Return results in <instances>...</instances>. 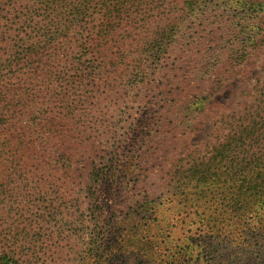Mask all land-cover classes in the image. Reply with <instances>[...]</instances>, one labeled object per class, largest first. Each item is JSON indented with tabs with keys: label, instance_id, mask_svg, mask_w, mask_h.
<instances>
[{
	"label": "trees",
	"instance_id": "obj_1",
	"mask_svg": "<svg viewBox=\"0 0 264 264\" xmlns=\"http://www.w3.org/2000/svg\"><path fill=\"white\" fill-rule=\"evenodd\" d=\"M30 8L27 23L14 13L0 31V210L16 212L13 223L21 229L11 237L19 251L5 249L0 264H29L32 256L25 248L27 203H16L11 183L41 186L39 194L48 198L43 217L59 230L77 223L56 203L65 200L63 188L51 191L56 174L78 180L91 202L94 220L88 222L102 224H94L84 263L139 264L143 258V264H161L150 240L154 221L138 226L132 216L128 230L117 216L103 223V196L118 199L119 188L138 176L134 163L145 158L141 152L159 134L157 126L193 130L243 64L263 52L264 0H38ZM20 21L25 25L18 31L31 34L27 75L15 78L8 75L25 67L11 52L7 32ZM242 93L251 101L230 119L212 156L194 158L189 167L184 159L172 164L205 225L212 217L203 204L212 194L221 200L218 217L228 209L264 211V80ZM115 126L124 135L112 149L116 143L109 147L104 137ZM185 134L169 132L173 144L183 145ZM141 138L146 143L137 147Z\"/></svg>",
	"mask_w": 264,
	"mask_h": 264
},
{
	"label": "rangeland",
	"instance_id": "obj_2",
	"mask_svg": "<svg viewBox=\"0 0 264 264\" xmlns=\"http://www.w3.org/2000/svg\"><path fill=\"white\" fill-rule=\"evenodd\" d=\"M37 1L0 0V31L12 24L14 13L25 17L27 23V17L32 9L30 7L37 6ZM16 3H19L18 6ZM24 25L25 22L22 21L18 22V25L15 23L12 27L14 30L11 33L7 32L11 52L23 60L24 64L21 67H25L19 73L17 67L13 70L16 75H8L15 78L27 75V33L30 35L31 30L19 32L18 29ZM53 25L61 30L64 24L56 19ZM0 59H3L1 53ZM263 63L264 50L247 60L241 68V74L229 81L224 92L214 97L211 108L200 115L193 130L180 128L175 123L173 127L157 126L155 131H159V134L147 139V143L141 138L137 147L146 143L144 151L141 152H144L145 158L139 165L134 163V168L139 169L138 176L119 188L118 199L112 200L110 197L107 198V195L103 196L105 201L103 223L117 216L118 221L125 223L123 228L128 230L131 226L128 223L129 218L132 216L137 220L138 226L154 221L150 240L156 241L154 245L156 256L153 257L161 264H264V211L258 213L253 209L243 214L231 213L232 209H228L226 214L218 217L217 213L222 208L221 200L212 194L209 202L203 204L204 213L212 217V222L205 225L195 217L181 190L178 178L174 175L175 170L172 169V164L176 160L184 159V166L189 167L188 161L194 158L208 159L212 156L213 148L222 140L223 135L228 133L230 119L243 110L242 106L245 103L251 101L242 92L253 89L259 79L264 80ZM18 100H14L16 106ZM93 113L90 115H94ZM174 128L185 131L186 142L183 145L181 142L173 144L177 139L169 135V132ZM123 132L119 126L112 127L104 141L108 146L116 143L112 148L115 149L119 141L123 140ZM53 153L57 157L61 155V152L55 149ZM148 155L153 159H149ZM44 175L47 180V171ZM54 177L56 181L51 191L57 192L56 189L61 187L63 189L60 195L65 197V200H56L57 205L67 211V217L71 221L75 220L78 223H73L72 228L69 227L65 231L59 230L56 223H50L43 217L48 198L39 194L42 192L41 186L27 185L25 182L10 184L14 187L16 203L22 205L27 203L24 218L27 220L29 233L25 248L29 256L32 255L29 264H92L89 260L84 263L86 251L89 249L88 237L94 233L96 226L94 224L99 227L102 224L88 222L94 220L88 212L91 202L85 191L81 192L78 188V180L65 182L61 181L60 175L56 174ZM131 179L127 177V180ZM51 194L54 196L52 192ZM14 197L11 199L14 200ZM15 213L6 209L0 210V253L5 249L19 251L13 249L11 240L21 230L13 223L16 220ZM118 228L120 227L115 225L114 231ZM138 263L143 264V258L138 260Z\"/></svg>",
	"mask_w": 264,
	"mask_h": 264
}]
</instances>
